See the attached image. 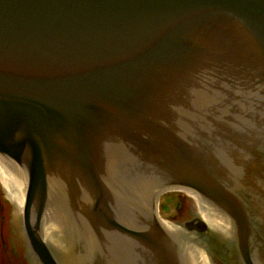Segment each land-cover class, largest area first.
Segmentation results:
<instances>
[{
  "label": "water",
  "instance_id": "obj_1",
  "mask_svg": "<svg viewBox=\"0 0 264 264\" xmlns=\"http://www.w3.org/2000/svg\"><path fill=\"white\" fill-rule=\"evenodd\" d=\"M0 182L41 264H59L48 214L55 247L66 221L89 249L81 264H210L170 231L191 209L227 236L229 217L255 264L264 0H0ZM171 188L194 197L165 225Z\"/></svg>",
  "mask_w": 264,
  "mask_h": 264
},
{
  "label": "flooded vegetation",
  "instance_id": "obj_2",
  "mask_svg": "<svg viewBox=\"0 0 264 264\" xmlns=\"http://www.w3.org/2000/svg\"><path fill=\"white\" fill-rule=\"evenodd\" d=\"M165 202L163 200V206ZM188 213L179 224L189 227V230L185 231L181 226L177 229L180 234L189 235L191 240L205 248L211 264H243L233 233L227 236L224 231L214 227L198 230L199 211L191 209ZM19 256H23L28 264H37L22 223L18 220V206L11 193L0 182V264H18Z\"/></svg>",
  "mask_w": 264,
  "mask_h": 264
},
{
  "label": "rangeland",
  "instance_id": "obj_3",
  "mask_svg": "<svg viewBox=\"0 0 264 264\" xmlns=\"http://www.w3.org/2000/svg\"><path fill=\"white\" fill-rule=\"evenodd\" d=\"M163 200L166 202L163 206ZM159 211L163 218H174L183 214L192 203V195L184 191H169L159 199Z\"/></svg>",
  "mask_w": 264,
  "mask_h": 264
},
{
  "label": "bare ground",
  "instance_id": "obj_4",
  "mask_svg": "<svg viewBox=\"0 0 264 264\" xmlns=\"http://www.w3.org/2000/svg\"><path fill=\"white\" fill-rule=\"evenodd\" d=\"M190 193V192H189Z\"/></svg>",
  "mask_w": 264,
  "mask_h": 264
}]
</instances>
